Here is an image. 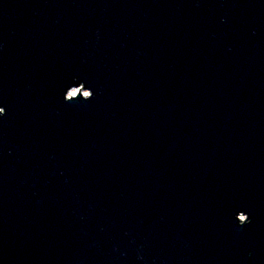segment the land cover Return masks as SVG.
<instances>
[{"label": "water", "instance_id": "water-1", "mask_svg": "<svg viewBox=\"0 0 264 264\" xmlns=\"http://www.w3.org/2000/svg\"><path fill=\"white\" fill-rule=\"evenodd\" d=\"M0 110V264H264V0H0Z\"/></svg>", "mask_w": 264, "mask_h": 264}, {"label": "built area", "instance_id": "built-area-1", "mask_svg": "<svg viewBox=\"0 0 264 264\" xmlns=\"http://www.w3.org/2000/svg\"><path fill=\"white\" fill-rule=\"evenodd\" d=\"M69 94H70V95H71V94L74 95V93H72V90L69 92Z\"/></svg>", "mask_w": 264, "mask_h": 264}, {"label": "bare ground", "instance_id": "bare-ground-1", "mask_svg": "<svg viewBox=\"0 0 264 264\" xmlns=\"http://www.w3.org/2000/svg\"><path fill=\"white\" fill-rule=\"evenodd\" d=\"M75 92H76V89H75V90L73 89V90H72V93H75Z\"/></svg>", "mask_w": 264, "mask_h": 264}, {"label": "clouds", "instance_id": "clouds-1", "mask_svg": "<svg viewBox=\"0 0 264 264\" xmlns=\"http://www.w3.org/2000/svg\"><path fill=\"white\" fill-rule=\"evenodd\" d=\"M0 111H2V110H0Z\"/></svg>", "mask_w": 264, "mask_h": 264}, {"label": "rangeland", "instance_id": "rangeland-1", "mask_svg": "<svg viewBox=\"0 0 264 264\" xmlns=\"http://www.w3.org/2000/svg\"><path fill=\"white\" fill-rule=\"evenodd\" d=\"M75 93H76V92H75ZM75 93H74V94H75Z\"/></svg>", "mask_w": 264, "mask_h": 264}]
</instances>
